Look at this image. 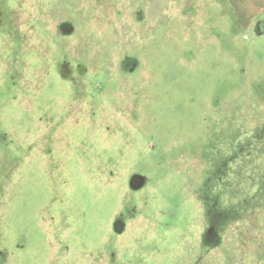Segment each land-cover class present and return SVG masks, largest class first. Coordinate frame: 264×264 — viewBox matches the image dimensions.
Returning a JSON list of instances; mask_svg holds the SVG:
<instances>
[{
	"label": "rangeland",
	"instance_id": "374dc122",
	"mask_svg": "<svg viewBox=\"0 0 264 264\" xmlns=\"http://www.w3.org/2000/svg\"><path fill=\"white\" fill-rule=\"evenodd\" d=\"M264 0H0V264H264Z\"/></svg>",
	"mask_w": 264,
	"mask_h": 264
},
{
	"label": "water",
	"instance_id": "95a60500",
	"mask_svg": "<svg viewBox=\"0 0 264 264\" xmlns=\"http://www.w3.org/2000/svg\"><path fill=\"white\" fill-rule=\"evenodd\" d=\"M253 32L256 36L264 34V18H258L253 26Z\"/></svg>",
	"mask_w": 264,
	"mask_h": 264
}]
</instances>
